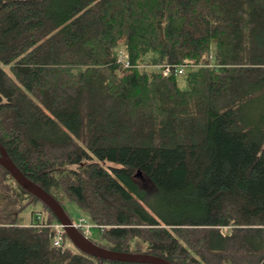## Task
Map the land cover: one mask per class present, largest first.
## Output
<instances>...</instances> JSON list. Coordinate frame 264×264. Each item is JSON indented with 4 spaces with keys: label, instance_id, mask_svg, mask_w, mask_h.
Segmentation results:
<instances>
[{
    "label": "trees",
    "instance_id": "trees-1",
    "mask_svg": "<svg viewBox=\"0 0 264 264\" xmlns=\"http://www.w3.org/2000/svg\"><path fill=\"white\" fill-rule=\"evenodd\" d=\"M0 141L102 247L264 264V0H0ZM56 222L0 165V264H145Z\"/></svg>",
    "mask_w": 264,
    "mask_h": 264
},
{
    "label": "water",
    "instance_id": "water-1",
    "mask_svg": "<svg viewBox=\"0 0 264 264\" xmlns=\"http://www.w3.org/2000/svg\"><path fill=\"white\" fill-rule=\"evenodd\" d=\"M0 165L6 168L24 189L31 192L33 195L38 197L42 202L50 207V209L56 214L59 222L62 224L67 236L80 250L92 256L113 261L145 264H176L164 257H160L157 255L113 250L94 243L73 223L72 219L67 214L64 207L57 201V199L41 185L30 179L21 170V168H19V166L10 157L7 149L1 141ZM140 175L141 171L139 170L137 172V176Z\"/></svg>",
    "mask_w": 264,
    "mask_h": 264
},
{
    "label": "rangeland",
    "instance_id": "rangeland-1",
    "mask_svg": "<svg viewBox=\"0 0 264 264\" xmlns=\"http://www.w3.org/2000/svg\"><path fill=\"white\" fill-rule=\"evenodd\" d=\"M121 52L123 53V51H121ZM120 58H122V55H121ZM123 58H124V56H123ZM186 71L187 70H184L183 73L178 74V75H184V73H186ZM39 208H40V206H37L36 209L39 210ZM68 209H69V211L71 213V216L74 217L73 223H75L76 225H80V227H78V228H82L83 231L85 232V235L86 236L89 237V236H95L96 235V233H97V229H96L97 226L94 223H92L91 221H89V219L85 215H78L79 212L74 207V205L69 204L68 205ZM29 210H30V208H29ZM29 210L26 211L27 212V219H29V217L31 216L30 212H28ZM37 214L40 216V213H37ZM85 223L93 226L91 228V230H90V233H87L86 232V230H85L86 229ZM56 225H61V223L60 222H56V223H52V224H46L45 226H49V227L53 228L55 231H57L56 228H55ZM62 242H63V244H65L63 237H62Z\"/></svg>",
    "mask_w": 264,
    "mask_h": 264
},
{
    "label": "built area",
    "instance_id": "built-area-1",
    "mask_svg": "<svg viewBox=\"0 0 264 264\" xmlns=\"http://www.w3.org/2000/svg\"><path fill=\"white\" fill-rule=\"evenodd\" d=\"M122 60H125L126 58H123V56H122V58H121ZM124 62H126V65L127 66H129V61H124ZM163 69H164V74L165 75H171V74H173V73H176V74H181V73H183V71H184V67L183 66H181V67H177V66H173V65H170V64H167V65H164V67H163ZM83 221V220H82ZM75 224V223H74ZM76 225V224H75ZM77 227H80V225H76ZM85 227H86V232L87 233H90V230H91V228L93 227L92 225H89V224H86L85 223ZM55 228H56V234L54 235V237H53V243H54V245L55 246H58V247H60V246H62L63 245V242H62V234H63V232H65L64 231V228H63V226H62V224L61 225H56L55 226Z\"/></svg>",
    "mask_w": 264,
    "mask_h": 264
}]
</instances>
